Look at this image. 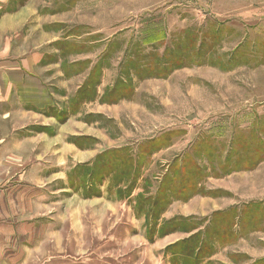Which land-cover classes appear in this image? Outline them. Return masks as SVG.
<instances>
[{
  "label": "rangeland",
  "instance_id": "obj_1",
  "mask_svg": "<svg viewBox=\"0 0 264 264\" xmlns=\"http://www.w3.org/2000/svg\"><path fill=\"white\" fill-rule=\"evenodd\" d=\"M1 22L8 57L39 43L41 78H86L89 97L102 80L113 105L93 121L96 160H73L67 181L46 183L63 172L8 119L0 264H264V174L243 184L242 221L175 203L237 167L229 155L243 171L264 161V0H0ZM175 129L155 154L149 139Z\"/></svg>",
  "mask_w": 264,
  "mask_h": 264
},
{
  "label": "crops",
  "instance_id": "obj_2",
  "mask_svg": "<svg viewBox=\"0 0 264 264\" xmlns=\"http://www.w3.org/2000/svg\"><path fill=\"white\" fill-rule=\"evenodd\" d=\"M243 1L245 2V0ZM25 19L21 18L22 25ZM18 27L20 28V25ZM13 30L9 28L3 32L6 36ZM36 45H32L35 46L33 47L35 50L31 53L19 54L13 59L7 56L6 49L0 48V149L4 150L7 147L6 139L1 135L8 134V119L22 118L20 130L27 134L23 142L36 143L50 151L49 159L52 161V166L59 169V173L63 172V176H58L49 182L44 181L46 183L57 182L61 179L67 181L73 160L78 164H85L96 160L99 155L96 147L103 140V136L101 131L96 128L98 121H93L103 115L105 106L113 104L104 102V92L99 91V87L103 86L102 80L95 84V94L90 97L87 95L91 88L86 83V78L81 79L80 84L77 83L78 85L76 84L74 89L72 84L74 81L77 82L76 77L63 79L62 86L54 84L55 78H51L47 81L52 82L49 85L37 72L41 66L45 65L41 61L43 55L39 48L40 45L39 43ZM71 62L75 64L79 61L71 58ZM50 87H58L59 92ZM56 93L62 96L58 97L62 101V106L56 99ZM73 100H76L74 104ZM239 124L242 126V122ZM40 126L48 128L47 134L34 131ZM177 130L162 133L160 136H165L163 140L160 139V136L149 139L151 142L159 141V147L154 152L155 154L162 150L167 151L172 147V142L168 144L166 137L173 135L175 137L172 141L178 139L184 132ZM225 160L228 163L237 162L239 165L232 167L231 164H228L222 172L214 173L213 176L208 174L207 182L196 184V194L185 200H177L175 203L184 204V207L180 206L183 208L181 217L188 219L193 215L204 216L209 213L234 212L236 219L239 218L237 213L241 215L243 212V184L247 185L253 179L255 182H262L261 174H264V161H261L253 170L243 171L241 157L232 158L229 155ZM174 162V164H182L179 163V159H175ZM38 165H44V163H38ZM35 182L37 186L46 184L40 180H35ZM242 220L240 219V221Z\"/></svg>",
  "mask_w": 264,
  "mask_h": 264
},
{
  "label": "trees",
  "instance_id": "obj_3",
  "mask_svg": "<svg viewBox=\"0 0 264 264\" xmlns=\"http://www.w3.org/2000/svg\"><path fill=\"white\" fill-rule=\"evenodd\" d=\"M159 67L161 68V70H163V68L161 66H159ZM153 69H155V68H151V69L149 68V70H153ZM154 72H156V71L154 70Z\"/></svg>",
  "mask_w": 264,
  "mask_h": 264
}]
</instances>
